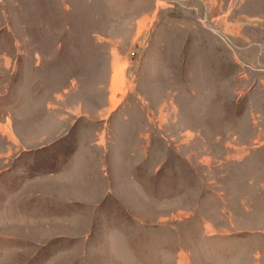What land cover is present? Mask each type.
I'll use <instances>...</instances> for the list:
<instances>
[{"label":"rangeland","instance_id":"374dc122","mask_svg":"<svg viewBox=\"0 0 264 264\" xmlns=\"http://www.w3.org/2000/svg\"><path fill=\"white\" fill-rule=\"evenodd\" d=\"M0 125V264H264V0H0Z\"/></svg>","mask_w":264,"mask_h":264},{"label":"crops","instance_id":"0c3cea01","mask_svg":"<svg viewBox=\"0 0 264 264\" xmlns=\"http://www.w3.org/2000/svg\"><path fill=\"white\" fill-rule=\"evenodd\" d=\"M8 96L10 97V95H8ZM9 97H8V99H9ZM13 97L15 98V96H13ZM10 99H12V98H10ZM10 119L11 118H9V120ZM205 227H206V225H205ZM208 227H209L208 229L211 230L212 225L208 223ZM205 230L206 229H204V232L203 233L206 235ZM206 236L209 237L210 236V233L208 235H206ZM126 241H128V240H125V242H122V239H119V243H126ZM150 242L151 241L149 240V236H143V237H137V239H135L130 244V245H133L131 247H132L133 251L135 252V254L137 255V259L135 261L139 260V263H145V262H148L149 261V258L148 257H149V243ZM155 243H158L160 245V247L162 248V251H165L169 247V245L171 244V242L169 241V238H167V237L160 238L159 240L155 241ZM162 243L164 244V247H163V244ZM136 244L139 245V246H134ZM177 252H178V255L181 257L180 258L181 261H182V259L184 257L189 258L188 255H190V252L188 250H186V249H184L182 247H179L177 249ZM124 256H125V259H126L127 262H129V261L130 262H133V263L135 262L132 259H128V257H127L126 254ZM142 258L144 259V262H141L142 261ZM185 260L183 259V261H182L183 263H179L180 262L179 261L177 264H189V262L187 261V259H185Z\"/></svg>","mask_w":264,"mask_h":264},{"label":"bare ground","instance_id":"6f19581e","mask_svg":"<svg viewBox=\"0 0 264 264\" xmlns=\"http://www.w3.org/2000/svg\"><path fill=\"white\" fill-rule=\"evenodd\" d=\"M7 124H8V126L10 127L11 121L8 120V123H7ZM7 129H10V128H8L7 126H5V127L2 128L3 131H8ZM8 132H10V131H8ZM10 133H11V132H10ZM10 136H11V139H12V138H13V137H12V134H11ZM13 136H14V135H13Z\"/></svg>","mask_w":264,"mask_h":264},{"label":"water","instance_id":"95a60500","mask_svg":"<svg viewBox=\"0 0 264 264\" xmlns=\"http://www.w3.org/2000/svg\"><path fill=\"white\" fill-rule=\"evenodd\" d=\"M215 31L218 32V33H221V31H219L218 29H215Z\"/></svg>","mask_w":264,"mask_h":264}]
</instances>
